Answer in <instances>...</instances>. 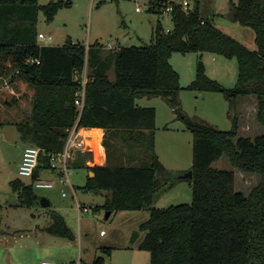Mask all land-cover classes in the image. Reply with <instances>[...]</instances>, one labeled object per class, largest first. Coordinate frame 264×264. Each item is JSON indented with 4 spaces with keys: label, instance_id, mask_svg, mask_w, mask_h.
Here are the masks:
<instances>
[{
    "label": "trees",
    "instance_id": "obj_1",
    "mask_svg": "<svg viewBox=\"0 0 264 264\" xmlns=\"http://www.w3.org/2000/svg\"><path fill=\"white\" fill-rule=\"evenodd\" d=\"M161 2L148 0L147 9L162 13ZM63 3L0 0V79L10 75V81L21 79L33 90L30 109L12 122L25 141L42 147L39 170L50 168L51 152L64 148L75 125L104 127L106 162L87 164L91 152L77 151L71 166L94 172L82 187L107 191L105 206L111 212L149 210V217L140 224L145 234L139 247L150 252V264H264V131L255 136L240 134L237 114L226 130L187 115L180 105V73L170 61L174 51L236 56L235 85L221 84L199 59L196 76L186 87L221 91L235 103L241 96L255 95L257 118L264 125V0L232 2L234 19L254 30V49L203 16L200 0H194L190 10L175 6L170 30L158 20L149 43L106 48L99 41L86 46L69 39L62 45L40 44L39 11L52 21ZM85 65L88 79L80 110L75 98L81 81L75 70ZM143 95L164 96L193 132L190 202L155 203L169 173L155 150L156 108L139 104L137 98ZM223 154L241 169L260 175L248 194L236 189L234 170L213 166ZM125 155L127 162L121 158ZM35 178L36 174L30 183L20 177L11 180L17 205L40 204ZM50 217L47 231L76 238L60 211L51 208ZM110 254L111 247L104 246L93 261L80 258V264H104Z\"/></svg>",
    "mask_w": 264,
    "mask_h": 264
},
{
    "label": "rangeland",
    "instance_id": "obj_2",
    "mask_svg": "<svg viewBox=\"0 0 264 264\" xmlns=\"http://www.w3.org/2000/svg\"><path fill=\"white\" fill-rule=\"evenodd\" d=\"M49 1L39 0V3ZM233 1L237 0H200L201 14L254 49V30L234 19ZM65 2L52 21H47L42 9L39 11L38 31L53 36L46 41L39 40L40 44L62 45L71 39L86 46L99 41L106 48H116L122 44L151 42L158 20L166 30L173 28L171 14L148 10V0H107L100 5L98 0H71L67 5ZM138 4L140 10L137 9ZM199 59L205 63L206 72L224 86L230 87L237 82L236 56L229 57L212 51H174L170 61L179 71L183 86L179 94L181 109L192 118L202 119L225 130L232 127L233 115L237 114L240 134L255 136L262 133L264 125L257 118L256 96L245 97L241 99L242 102L238 98L235 103L221 91L186 87L196 76ZM10 80V75L0 79V121L6 119L0 123V264H41L43 260H51L55 264L75 261L77 264L80 258L91 262L97 254L102 253L104 246L111 247V254L105 257L104 264H150V252L139 247L145 234L140 224L149 217V210L113 211L107 216L104 194L82 187L88 175L83 168H72L70 177L77 199L90 204V211L79 214L71 185L55 177L54 187H35L39 194L51 200V205H8L17 202L11 180L20 177L27 183L32 181L30 176L19 173L23 150L30 142L21 137L17 125L12 121L30 109L33 90L21 79ZM15 98L19 103L15 102ZM137 102L156 108L155 150L169 173L156 194L155 203L167 206L190 202V178H177L176 175L180 169L192 165L193 132L171 109L164 96L143 95L137 98ZM213 166L234 170L236 189L246 194L260 181V175L234 165L226 154L213 162ZM50 172L49 168H42L40 177H47ZM64 190L67 196L62 195ZM95 205L99 207L93 209ZM50 207L64 215L76 234L75 239L52 234L44 228L51 218ZM101 230L106 234H101Z\"/></svg>",
    "mask_w": 264,
    "mask_h": 264
},
{
    "label": "built area",
    "instance_id": "obj_3",
    "mask_svg": "<svg viewBox=\"0 0 264 264\" xmlns=\"http://www.w3.org/2000/svg\"><path fill=\"white\" fill-rule=\"evenodd\" d=\"M162 10L164 12H169L171 14L175 6H181L185 10H190L194 6V0H162L161 2ZM137 9L140 10V4L137 5ZM51 34L46 35L43 31H39L38 40L46 41L47 39H52ZM27 61H39L35 58H29ZM76 78L80 79L81 85L76 92L75 102L81 110L85 102L86 93V82H87V67L86 65L82 69L75 70ZM82 74V75H81ZM81 75V76H80ZM87 126L75 125L72 127L67 135V139L64 148L57 152H51L50 154V168L51 170L57 171L60 180L63 183H68L71 185L74 196L78 203L79 214L82 211H90L91 206L88 204L81 203L77 199L75 186L72 183L70 174L72 170L71 162L77 151H86L92 144L89 142V134ZM42 147L33 143H29L25 146L22 154V159L19 165V173L21 175L30 176L31 178L35 174V170L38 168L40 161V152ZM34 187L38 188H52L55 186V182L52 179L40 177V170L37 178L33 179ZM66 191H63V195H66ZM104 231H102L103 233ZM41 264H55L51 260H43Z\"/></svg>",
    "mask_w": 264,
    "mask_h": 264
},
{
    "label": "crops",
    "instance_id": "obj_4",
    "mask_svg": "<svg viewBox=\"0 0 264 264\" xmlns=\"http://www.w3.org/2000/svg\"><path fill=\"white\" fill-rule=\"evenodd\" d=\"M67 42V41H66ZM75 76H76V74H75ZM250 96H253V95H245V96H241V97H239V99H240V101L239 102H242V100L241 99H243L244 100V98L246 97L247 99L248 98H250ZM255 96V95H254ZM170 107H171V105H170ZM171 109H173L172 107H171ZM156 116H157V113H156ZM99 128H101V130L99 131ZM88 131H90L89 133H87V134H89V142H90V140H94V142H95V147H94V145L92 144V147H89V149L87 150V151H90L91 152V157L90 158H88L87 159V164H90V165H93V164H103V163H105L106 162V160H107V151H106V147H105V145L103 144V139H104V136H105V134H106V129L104 128V127H97V126H94V127H89L88 128ZM100 133H101V137H100ZM118 139H119V137H118ZM121 158H123V160L125 161V162H127V155H125L124 157H121ZM191 166L192 165H190L189 167H186V168H191ZM80 168H83V169H85V171H86V173L87 174H89V170L86 168V167H80ZM186 168H183V169H180V171H184V170H188V169H186ZM51 170V169H50ZM179 171V172H180ZM51 176V177H50ZM87 176V175H86ZM53 177H55L56 179H59L60 180V177H59V175H58V173H57V171H55V170H51V172H50V174L47 176V177H44V178H48V179H52L53 180ZM60 182H61V180H60ZM86 182V181H85ZM64 191H66V190H64ZM100 193H102V194H104V196L103 197H105V199H106V195H107V191H101ZM62 195H63V192H62ZM63 196H67V193H66V195H63ZM7 203V202H6ZM82 203H84V204H87V203H85V202H82ZM8 205H10L11 207L12 206H16L17 204H16V202H13V203H11V204H8ZM51 205V204H50ZM90 205V204H89ZM50 208H52V207H50ZM56 209V208H55ZM50 220H51V218H50ZM50 220H49V222H50ZM49 222H48V224H49ZM47 224V225H48ZM47 225H45V227L47 226ZM44 227V228H45ZM102 231H104V230H101V234H106L105 232H103L102 233ZM72 262H74V264H75V261H72ZM71 263V262H70ZM71 264H73V263H71ZM77 264H80V260L77 262Z\"/></svg>",
    "mask_w": 264,
    "mask_h": 264
},
{
    "label": "water",
    "instance_id": "obj_5",
    "mask_svg": "<svg viewBox=\"0 0 264 264\" xmlns=\"http://www.w3.org/2000/svg\"><path fill=\"white\" fill-rule=\"evenodd\" d=\"M69 1L71 2V0H66V5L69 4ZM91 176H94V172L90 171L89 172ZM35 174L38 175L39 174V168H37L35 170ZM177 178H192L193 177V168H189L188 170H184V171H180L179 173H177L176 175ZM41 205L43 206H49L51 204V200L47 197V196H42L41 200H40ZM111 213L110 210H108L107 212V216H109V214Z\"/></svg>",
    "mask_w": 264,
    "mask_h": 264
},
{
    "label": "bare ground",
    "instance_id": "obj_6",
    "mask_svg": "<svg viewBox=\"0 0 264 264\" xmlns=\"http://www.w3.org/2000/svg\"><path fill=\"white\" fill-rule=\"evenodd\" d=\"M90 131H87V133H89ZM100 137H101V133H100ZM90 143H92L95 146V142L94 140H90Z\"/></svg>",
    "mask_w": 264,
    "mask_h": 264
}]
</instances>
